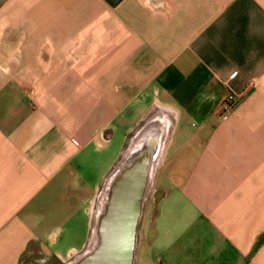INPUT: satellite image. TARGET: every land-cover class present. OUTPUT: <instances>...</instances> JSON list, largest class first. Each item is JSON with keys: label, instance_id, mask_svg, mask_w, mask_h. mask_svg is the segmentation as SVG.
Listing matches in <instances>:
<instances>
[{"label": "crops", "instance_id": "obj_1", "mask_svg": "<svg viewBox=\"0 0 264 264\" xmlns=\"http://www.w3.org/2000/svg\"><path fill=\"white\" fill-rule=\"evenodd\" d=\"M152 118L134 264H264V0H0V264L81 252Z\"/></svg>", "mask_w": 264, "mask_h": 264}, {"label": "water", "instance_id": "obj_2", "mask_svg": "<svg viewBox=\"0 0 264 264\" xmlns=\"http://www.w3.org/2000/svg\"><path fill=\"white\" fill-rule=\"evenodd\" d=\"M168 124L152 118L132 136L105 176L88 241L62 264H134L145 201L164 149Z\"/></svg>", "mask_w": 264, "mask_h": 264}, {"label": "built area", "instance_id": "obj_3", "mask_svg": "<svg viewBox=\"0 0 264 264\" xmlns=\"http://www.w3.org/2000/svg\"><path fill=\"white\" fill-rule=\"evenodd\" d=\"M243 95L239 93L234 92H228L225 96V98L222 101V106L224 108V112L221 116L222 119H225L227 117V111L232 110L236 107V105L242 100Z\"/></svg>", "mask_w": 264, "mask_h": 264}, {"label": "rangeland", "instance_id": "obj_4", "mask_svg": "<svg viewBox=\"0 0 264 264\" xmlns=\"http://www.w3.org/2000/svg\"><path fill=\"white\" fill-rule=\"evenodd\" d=\"M149 194H150V192H149ZM149 194H148V196H149ZM145 203H146V201H145ZM143 214H144V211H143ZM141 221H142V218H141ZM141 221H140V224H141ZM140 224H139V228H140ZM139 228H138V231H139ZM72 236H75V235H72ZM22 264H58V262L53 258H51L49 260L48 259L45 260V257L43 255H38V257H36L35 259L34 258L25 259Z\"/></svg>", "mask_w": 264, "mask_h": 264}]
</instances>
